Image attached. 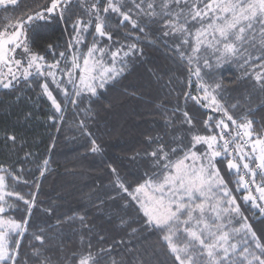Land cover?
<instances>
[{
	"label": "snow or ice",
	"instance_id": "obj_1",
	"mask_svg": "<svg viewBox=\"0 0 264 264\" xmlns=\"http://www.w3.org/2000/svg\"><path fill=\"white\" fill-rule=\"evenodd\" d=\"M18 2L0 0V8L14 9ZM74 8H80L82 14L78 15ZM5 20L10 18L6 16ZM57 20L71 21L76 44H86L85 34L92 35L91 45L86 44L87 53H74L70 66L64 51L59 53L60 59L47 64L45 55L33 51L36 40L28 35L29 29L38 32ZM34 21L44 23L34 24ZM90 29L94 31L90 32ZM148 36L155 40L147 39ZM169 39L171 51L189 73V86L191 75L203 81L201 63L210 69V56H215L217 63H239L244 69L243 77L253 79L264 93V0H76L75 3L73 0H48L41 10L25 15L15 23H6L0 29V86L9 89L21 82L28 83L33 77L31 70L35 69L37 75L45 76V81L51 78L56 88L63 92L66 102L79 107L87 100L91 105L93 98L102 96L109 85H115L131 71L130 65L144 55L142 45L145 42L151 45L163 40L168 46ZM104 40L111 44L101 46ZM67 47L73 49V44L69 43ZM51 49L52 45H48L45 54ZM106 56L109 57L108 64L105 63ZM61 60L65 61L64 68H60ZM248 67L253 69L251 73L247 71ZM16 72H20V76ZM57 72L67 74L73 93L61 88L63 79H56ZM168 82L171 83V78ZM40 87L54 109L52 118L55 119V114H61L62 118V104L49 89V84L45 82ZM222 90L221 82L211 85L200 82L197 83L200 95L184 93L185 108L177 105L169 112L167 108L161 110L158 107L164 121L162 129L156 135H146L142 149L130 157L132 162L142 161L146 166L140 178L143 182H137L132 188L117 174L113 181L116 195L105 193L108 200L125 201L121 205L125 209L138 205L136 211L138 215L142 213L143 220L141 228L157 233L159 248L167 258L165 264H264V243L257 239L251 225L244 223L239 228L231 227L237 217L246 218L217 166L226 160L229 171L235 170L238 174L243 168L245 174L239 177L237 185H242L246 191L258 174L262 177V183L256 186L259 196L249 193L243 200L251 201L264 216V118L258 123L250 108L244 110L239 101L229 103L221 96ZM126 94L137 96L135 92L126 91ZM250 99V96L245 98L246 101ZM189 100L209 112L222 114L221 118L208 115L206 119H198L186 108ZM83 111L95 119L90 106ZM81 127L86 128L83 120ZM6 139L13 144L16 142L15 136ZM91 151H100L95 139ZM48 163V160L43 161L41 177H44ZM111 171L116 174L115 168ZM0 173H4L0 174V264H29L28 259H21L20 241L13 240V236L22 237L27 233L29 219L37 208L39 184L35 185L37 192L29 193L30 198H27L15 189L6 190L8 178L14 184L21 182L23 169L14 174L0 166ZM248 175L253 179L246 181ZM22 182L25 186L29 184L27 179ZM9 199H13V203H9ZM97 199V207L105 204V199L98 195ZM20 202L25 206L27 218L17 221L7 217L8 211L19 210L15 205ZM42 210L50 218L55 216V208ZM77 221L81 226L80 250L54 259L49 255L51 238L47 230L38 228L32 233L33 243L28 254L32 264H153L155 250L149 254L147 249L128 248L123 238L119 241L113 238L107 247L93 245V237L100 245L107 244L108 237L103 230L94 231L96 225L88 223L86 213L56 218L57 225ZM120 224L122 229H131L126 233L129 237L136 236L141 230L131 227L123 217ZM242 229L247 230L245 235L250 233L254 248L244 237L234 239ZM120 245L123 248L116 252ZM155 264L161 262L157 260Z\"/></svg>",
	"mask_w": 264,
	"mask_h": 264
},
{
	"label": "trees",
	"instance_id": "obj_2",
	"mask_svg": "<svg viewBox=\"0 0 264 264\" xmlns=\"http://www.w3.org/2000/svg\"><path fill=\"white\" fill-rule=\"evenodd\" d=\"M47 2L48 0H19L18 6L14 9L10 7L5 11L0 8V29L6 23H15L23 16L41 10V6ZM73 2L75 3L76 0ZM73 11L78 15L82 14L80 8H74ZM6 16L10 18L9 21L5 20ZM113 19H116L115 15ZM33 23L43 24L44 22L34 21ZM28 35L36 40L33 51L45 55L47 64L60 59L59 53L64 51L70 66L72 55L86 54V44L90 46L92 43V35L88 34H85L86 44L75 43L71 21L68 23L60 20L53 21L40 28L38 32H32L29 29ZM133 35L135 36L136 33ZM147 39L155 40V37L148 36ZM69 43L73 44V49H68ZM171 43L170 39L168 46L163 40L151 45L145 42L142 45L144 55L134 65H130L131 71L126 72L115 85H109L102 96L93 98L94 103L91 105L87 100L79 107L66 102L61 89L56 88L50 77L45 81V76L42 75L33 74L28 83L21 82L14 88L4 89L1 86L0 166L10 169L14 174H19L22 169L24 173L19 184H14L11 178H8L6 190L15 189L30 198L28 194L37 192L35 185L39 184L37 208L33 210L29 219L28 231L22 237L13 236V240L20 241L21 259H28L29 264H32L28 254L31 252L30 245L33 243L32 233L38 228L47 230V235L51 238L49 255L54 259L58 256L63 257L64 254L70 255L73 250H80L79 222L57 225L56 218L63 219L66 216L86 213L88 223L96 225L94 231L103 230V234L108 237L105 245L98 244L93 237V245L107 247L111 245L113 238L116 241L123 238L128 248L141 251L147 249L149 254L155 250L156 255L152 257L153 264L157 260L165 264L167 258L159 248L157 233L141 228L143 220L142 213L137 214L138 205L125 209L121 207L125 201L118 199L113 202L105 196V193L116 195L113 181L117 179V174L120 179L131 184L132 188H135L137 182H143L140 178L144 175L146 166L142 161L132 162L130 157L134 152L142 149V141L146 135H156L162 129L164 121L158 107L161 110L167 108L169 112L177 105L183 109L185 108V92L200 95L197 91V83L206 82L211 85L221 82L223 90L220 94L225 100L229 103L239 101L244 110L250 108L258 123L264 118V93L260 92L259 86L253 79L243 77L244 69L240 68L239 63L223 61L217 63L216 57L210 56L212 64L210 69L205 68L201 63L203 81H198L195 75H191L189 86V73L184 64L177 60L176 54L171 51ZM110 44L111 42L107 40L101 42V46ZM48 45H52V49L45 54ZM104 59L106 64L110 62L109 57L106 56ZM64 65L65 61L61 60L60 68H64ZM195 66L194 63L192 68L194 69ZM247 71L251 73L253 69L248 67ZM44 72L46 75V68ZM57 74L60 76L58 80L63 79L61 88H67L69 93H73V86L67 82V74L60 72ZM158 77L160 79H157ZM169 78L171 83L168 82ZM45 82L49 84V89L57 101L62 104V118L61 114H55V119L52 118L54 109L40 87ZM126 91L127 93L135 92L137 96L127 95ZM249 96L250 101H246L245 98ZM109 104H111L110 110ZM89 106L93 110L91 115L95 116V119L89 118L83 111ZM186 108L198 119H206L208 115H214L219 119L222 115L209 112L191 100L187 101ZM82 120L86 128L81 127ZM88 133L92 135L89 136ZM8 136L16 137L15 144L6 139ZM93 139L99 145V152L91 151ZM44 160H48L49 163L44 177H41L40 170L44 167ZM217 166L246 218L241 220L237 217L231 227L239 228L247 223L251 225L257 239L264 243V216L260 214L258 208L253 207L251 201L243 200V196L249 192H255V187L251 186L246 191L242 185H237V180L245 174V170L241 168L238 174L235 170L229 171L226 160L218 163ZM112 168L116 169V174L111 171ZM24 179L28 180V186L23 184ZM252 179L250 175L245 176L246 181ZM255 182L262 183V177L259 174L255 177ZM97 195L105 199V204L100 207H97L99 204ZM122 195L126 196L123 193ZM13 199H9V203H13ZM258 203L261 202L258 201ZM133 204L135 205V202ZM15 207L19 210L8 211L7 217L17 221L27 218L22 202ZM50 207L55 208V216L51 218L42 210ZM121 217L128 221L131 227L141 229L136 236L126 235L131 229H122ZM246 231L242 229L234 239L240 240L244 237L251 242V235L250 233L245 235ZM250 247L254 248V242L250 243ZM121 248L123 245H120L116 252H119Z\"/></svg>",
	"mask_w": 264,
	"mask_h": 264
},
{
	"label": "rangeland",
	"instance_id": "obj_3",
	"mask_svg": "<svg viewBox=\"0 0 264 264\" xmlns=\"http://www.w3.org/2000/svg\"><path fill=\"white\" fill-rule=\"evenodd\" d=\"M19 51V50H18ZM19 58V57H18ZM93 59H96V57H93ZM80 63H81V65L83 64V61H82V59L80 60ZM4 71L6 72L7 71V69H4ZM14 71H15V69H14ZM32 72H33V74H36V72H35V69H32L31 70ZM16 75L17 76H20V72H16ZM60 78V76H58V74L56 75V79L58 80ZM0 88H1V86H0ZM257 185H259V184H257L256 182H254L252 185L250 184L249 185V188H251V186H254L255 187V192L253 193V192H249V193H251L253 196H256V197H258L259 196V193L256 191V186ZM258 202V201H257Z\"/></svg>",
	"mask_w": 264,
	"mask_h": 264
}]
</instances>
